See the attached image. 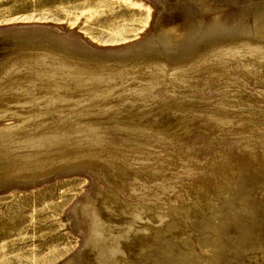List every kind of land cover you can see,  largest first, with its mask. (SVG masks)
<instances>
[{
    "label": "rangeland",
    "instance_id": "rangeland-1",
    "mask_svg": "<svg viewBox=\"0 0 264 264\" xmlns=\"http://www.w3.org/2000/svg\"><path fill=\"white\" fill-rule=\"evenodd\" d=\"M0 264H264V0H0Z\"/></svg>",
    "mask_w": 264,
    "mask_h": 264
},
{
    "label": "bare ground",
    "instance_id": "bare-ground-1",
    "mask_svg": "<svg viewBox=\"0 0 264 264\" xmlns=\"http://www.w3.org/2000/svg\"><path fill=\"white\" fill-rule=\"evenodd\" d=\"M201 38H203V37H201ZM206 38H207V37H206ZM208 38H209V37H208ZM199 39H200V38H199ZM33 92H34V91H33ZM34 93H35V92H34ZM35 100H36V99H35ZM38 100H39V99H38ZM29 160H30V159H29ZM28 162H29V161H26L25 164H27ZM30 162H32V159H31ZM59 162H60V161H59ZM23 163H24V162H23ZM37 163H39V162H37ZM64 163H65V162H64ZM28 164H29V163H28ZM56 164H57V163H56ZM56 164H55V165H56ZM35 165H37V164L35 163ZM43 165H44V164H43ZM57 165H58V164H57ZM24 166H25V165H24ZM30 166H31V165H30ZM33 166H34V165H33ZM39 166L41 167L42 165L40 164ZM45 166H46V165H44V167H45ZM61 166H62V165H61ZM25 167L27 168L28 166H25ZM44 167H43V168H44ZM59 167H60V166H59ZM36 168H37V167H36ZM41 168H42V167H41ZM41 168H40V169H41ZM49 168H50V167H49ZM53 168H54V167H53ZM34 169H35V168H34ZM51 169H52V168H51ZM27 170H29V168H28ZM41 170H42V169H41ZM23 171H24V169H23ZM25 171H26V170H25ZM32 171H33V170H32ZM32 171H31V172H32ZM34 171H35V170H34ZM39 171H40V170H39ZM46 171H47V169H46ZM26 173H28V172H26ZM40 173H41V172H40ZM30 174H31V173H30Z\"/></svg>",
    "mask_w": 264,
    "mask_h": 264
}]
</instances>
